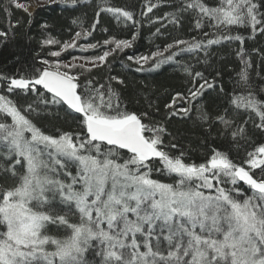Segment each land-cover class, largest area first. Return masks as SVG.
I'll use <instances>...</instances> for the list:
<instances>
[{
	"label": "snow or ice",
	"instance_id": "snow-or-ice-1",
	"mask_svg": "<svg viewBox=\"0 0 264 264\" xmlns=\"http://www.w3.org/2000/svg\"><path fill=\"white\" fill-rule=\"evenodd\" d=\"M12 2L27 12L24 3ZM144 7L142 15H147L158 4L148 0ZM261 7L264 2L256 0H219L214 7L204 0H181L177 12L165 18L180 26V13L191 11L196 29L246 26L253 34L264 33ZM100 12L136 23L133 12L105 6L96 13L92 30L99 24ZM82 35L87 37L90 31L76 32L72 41L61 44V51L77 47ZM6 36L0 31V37ZM221 40L244 43L240 35L227 34L208 39L206 44L176 40L150 56L128 59L141 68L150 60L159 67L179 52L204 49L207 55V48ZM44 43L60 42L47 39ZM103 43L114 47L86 64L100 67L117 50L131 47L129 40L105 39ZM173 48L179 51L173 52ZM61 51L49 54L59 57ZM165 52L169 53L166 57ZM238 54L243 59V49ZM159 57L164 59L157 60ZM40 63L46 67L35 68L28 75H0L5 93L0 94V175L12 181L9 186L0 183V264H90L89 252L99 258L97 264H264V145L247 154V169L216 149L204 163H186L183 152L170 155L162 147L166 128L145 123L148 113L126 110L110 85L95 87L88 81L78 92L79 77L72 69L91 68L53 65L48 60ZM246 67L251 64L246 62ZM239 76L238 83L250 89L248 72ZM195 77L204 82L194 83L188 96L176 93L165 105L171 109L167 118L187 116L191 108L178 107L177 101L191 104L206 87L214 86L201 72ZM111 79L123 83L117 77ZM7 94L24 102L18 104ZM231 104L237 115L242 110L258 117V122L253 121L255 127L264 131V99L249 90L233 96ZM49 106H66V115L79 114L80 131L56 136L42 131L30 116ZM201 119L207 122L211 118L204 113ZM216 119L226 128L234 123L222 115ZM231 135L233 140L244 138L243 124ZM156 160L162 168L153 166ZM69 165L75 166V174ZM255 169L260 170L259 178L252 172ZM153 172L167 174L172 182L153 178ZM241 181L252 195L246 196L236 187ZM49 225L62 229L64 235L50 234Z\"/></svg>",
	"mask_w": 264,
	"mask_h": 264
},
{
	"label": "trees",
	"instance_id": "trees-1",
	"mask_svg": "<svg viewBox=\"0 0 264 264\" xmlns=\"http://www.w3.org/2000/svg\"><path fill=\"white\" fill-rule=\"evenodd\" d=\"M33 0H17L28 5ZM46 3L38 5L33 12L27 9L16 8L12 0H0V31L7 33L6 37H0V75L21 76L30 74L35 68H44L40 61L53 59L69 61L80 56L95 57L102 55L104 51L114 45H104L105 39L129 40L131 47L117 50L110 55L103 65L93 67L91 71L82 68L76 71L79 77L78 92H82L92 81L93 86L101 84L111 86L119 93L122 106L126 110L137 114L148 113L145 123H160L166 128L163 135L162 147L170 155L184 153L186 163H204L213 149L224 152L238 165L246 169L244 163L248 159V153L256 147L264 145V131L255 127L253 121L258 122V117L241 110H237L231 104L235 95L246 94L251 90L257 94L258 99H264V33H252L250 27L231 26L219 29L205 26L202 29L195 28V21L191 11L180 13L182 19L180 26L170 22L166 14L176 13L181 0H151L158 4L152 13L142 15L146 11L144 5L148 0H77L75 4L71 0H45ZM210 6H217L219 0H204ZM258 4L264 0H256ZM112 6L133 12L136 23L117 19L112 14L100 12L99 24L95 30L92 25L97 20L96 13L101 7ZM264 12V7L260 8ZM207 24V21H205ZM159 29V32H157ZM87 37L81 36L80 44H96V48L82 50L79 46L67 50L59 57H53L51 51H61V44L70 42L76 32H89ZM207 32L208 35H204ZM240 35L244 43L236 40H221L205 50L195 52H179L173 60L161 63L155 67L156 61L149 65H138L128 57L150 56L151 53L163 50L168 44L176 40L203 41L217 39L222 35ZM135 37V39H133ZM47 39H53L60 43L45 44ZM181 48L185 45H181ZM243 49V59L238 54ZM173 52L179 51L177 48ZM166 52L164 57L168 56ZM164 57H161L164 59ZM246 62L251 67H246ZM140 69V70H138ZM187 69V71H186ZM246 70L249 74L250 89L242 87L239 74ZM189 72L192 75H189ZM196 72H201L203 78L214 86L205 88L203 94L191 101H177L178 107H190L187 116H175L167 118L171 109L165 107L170 103L176 93L188 96V90L193 84L203 83V79L195 77ZM111 77L122 80L120 84ZM223 89V91H221ZM104 89H101L103 91ZM0 94H5L0 88ZM18 104L24 101L13 94H7ZM26 107V104H25ZM43 107V106H42ZM66 106L62 108H49L38 115L33 113L30 119L46 134L53 136L60 132H79L77 118L79 114L66 115ZM70 111V110H69ZM207 113L209 121L201 119V115ZM222 115L226 119L233 120L231 128H226L216 117ZM251 116V118H250ZM247 121L246 124L243 122ZM243 124L245 128L244 138H232V131L237 130ZM172 144L177 147H171ZM154 167L162 168V164L156 160ZM19 168L20 166L17 165ZM69 170L75 174L74 165H69ZM258 174L259 169L252 170ZM153 178L162 182H172V177L167 174L153 172ZM0 183L6 186L12 181L5 180L0 175ZM229 188L232 185L227 186ZM236 187L243 193L250 192L247 185L238 182ZM76 221L77 217H71ZM49 232L53 235H61L63 230L49 226ZM90 264H97L98 257L88 253Z\"/></svg>",
	"mask_w": 264,
	"mask_h": 264
},
{
	"label": "rangeland",
	"instance_id": "rangeland-1",
	"mask_svg": "<svg viewBox=\"0 0 264 264\" xmlns=\"http://www.w3.org/2000/svg\"><path fill=\"white\" fill-rule=\"evenodd\" d=\"M46 2H47V1H45V0H33V1L30 2L28 5H26V7H27V9H28L30 12H33V11L35 10V8L38 7V5H41V4L46 3ZM80 39H81V38H80ZM80 39H78V40L76 41V44H77V46H79V48H82V49H84V50H90V49H92V48H87L86 46L81 45V44H80ZM69 49H71V48H69ZM69 49H68V50H69ZM66 51H67V50H66ZM63 52H65V51H61V53H63ZM165 53H166V52H165ZM165 53H164V54H165ZM95 57H96V56H95ZM56 58H57V57H56ZM91 58H93V57H89V56H80V57L74 58V59L69 60V61H60V60H57V59H53L52 61H50V63L53 64V65H55L56 63H60V64H76V65L84 64L86 68H93V66H92L91 64H86V60L91 59ZM161 59H162L161 57L157 58V60H161ZM154 62H155V61L150 60L148 63H145V64L149 65V64L154 63ZM156 63H157V61H156ZM78 69H80V67H75V68H73V69H72V74H75L76 71H78ZM228 186H229V185H228ZM244 194H245V193H244ZM245 195H246V196H250V195H252L251 190H250V192L246 193ZM239 198H240V199H243L244 197L241 196V197H239Z\"/></svg>",
	"mask_w": 264,
	"mask_h": 264
},
{
	"label": "bare ground",
	"instance_id": "bare-ground-1",
	"mask_svg": "<svg viewBox=\"0 0 264 264\" xmlns=\"http://www.w3.org/2000/svg\"><path fill=\"white\" fill-rule=\"evenodd\" d=\"M72 49V48H71ZM70 50V49H69ZM243 183V182H242ZM51 228H56L55 225H49ZM61 235H64V233H62Z\"/></svg>",
	"mask_w": 264,
	"mask_h": 264
}]
</instances>
